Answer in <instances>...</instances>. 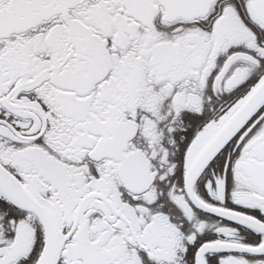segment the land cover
Masks as SVG:
<instances>
[{"label":"snow or ice","instance_id":"1","mask_svg":"<svg viewBox=\"0 0 264 264\" xmlns=\"http://www.w3.org/2000/svg\"><path fill=\"white\" fill-rule=\"evenodd\" d=\"M0 264H264V0H0Z\"/></svg>","mask_w":264,"mask_h":264}]
</instances>
